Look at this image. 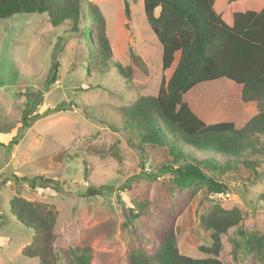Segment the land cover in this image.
Returning a JSON list of instances; mask_svg holds the SVG:
<instances>
[{
  "label": "rangeland",
  "instance_id": "obj_1",
  "mask_svg": "<svg viewBox=\"0 0 264 264\" xmlns=\"http://www.w3.org/2000/svg\"><path fill=\"white\" fill-rule=\"evenodd\" d=\"M90 1L104 16L112 60L132 66L131 81L119 75L112 60L106 71L91 70L86 44L70 24L54 26L37 13L0 20V264H38L20 252L33 230L12 215L9 200L14 195L53 205L55 247L90 245L91 264H124L140 231L160 225L161 212L153 207L129 227L122 226L132 196L155 202L161 211L183 204L174 222L176 242L182 254L192 257L205 256L199 246L210 243L209 231L199 226L198 217L215 203L242 207L248 212L242 228L264 233V202L257 198L264 192V161L255 171L239 166L226 173L227 193L208 194L202 185L192 184L190 198L188 189L172 188L171 175L157 171L165 150L142 143L118 109L140 94H156L161 46L146 22L142 0H126L129 19L124 0ZM132 54L140 63L132 61ZM55 63L58 75L48 84ZM28 108H34L29 113L36 118L24 126ZM145 173H154L156 180ZM40 174L56 179H37L52 188L31 190L22 178ZM221 240L218 258L224 264H253L235 227Z\"/></svg>",
  "mask_w": 264,
  "mask_h": 264
},
{
  "label": "trees",
  "instance_id": "obj_2",
  "mask_svg": "<svg viewBox=\"0 0 264 264\" xmlns=\"http://www.w3.org/2000/svg\"><path fill=\"white\" fill-rule=\"evenodd\" d=\"M142 2L146 22L161 46V77L155 95L140 94L118 110L142 143L165 150L167 156L157 171L171 175L172 188L188 189L189 198L192 184L202 185L208 194L227 193L226 173L239 166L255 171L264 161V0ZM128 8L124 0L127 19ZM18 13L45 14L54 26L70 24L86 44L85 61L91 70L110 67L113 55L97 4L90 0H0V20ZM131 59L140 63L138 55L132 54ZM112 61L119 75L131 81L132 66ZM58 66L54 64L48 84L57 78ZM32 109L25 111L24 126L36 118L29 113ZM229 113L237 116L231 118ZM145 175L156 180L154 173ZM22 178L35 191L52 188L37 179L56 182L43 174ZM257 198L264 202V192ZM131 200L133 207L124 208L122 226L129 227L154 208L161 212V222L140 231L139 242L127 249L124 264H224L218 258L221 238L231 227L236 228L253 264H264V233H247L242 228L248 215L242 207L215 203L202 213L198 224L209 231L210 243L199 246L204 257H192L182 254L176 242L174 222L183 204L176 202L161 211L141 196ZM9 206L12 215L33 230L21 254L37 258L38 264L92 263L90 245L55 247L57 211L53 205L14 195Z\"/></svg>",
  "mask_w": 264,
  "mask_h": 264
},
{
  "label": "water",
  "instance_id": "obj_3",
  "mask_svg": "<svg viewBox=\"0 0 264 264\" xmlns=\"http://www.w3.org/2000/svg\"><path fill=\"white\" fill-rule=\"evenodd\" d=\"M141 166H142V164H141Z\"/></svg>",
  "mask_w": 264,
  "mask_h": 264
},
{
  "label": "crops",
  "instance_id": "obj_4",
  "mask_svg": "<svg viewBox=\"0 0 264 264\" xmlns=\"http://www.w3.org/2000/svg\"><path fill=\"white\" fill-rule=\"evenodd\" d=\"M21 250V249H20Z\"/></svg>",
  "mask_w": 264,
  "mask_h": 264
}]
</instances>
